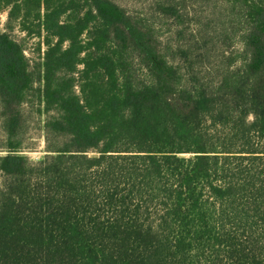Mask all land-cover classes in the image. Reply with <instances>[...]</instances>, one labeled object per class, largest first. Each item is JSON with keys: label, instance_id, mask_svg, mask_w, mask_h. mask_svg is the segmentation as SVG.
<instances>
[{"label": "trees", "instance_id": "16d2710c", "mask_svg": "<svg viewBox=\"0 0 264 264\" xmlns=\"http://www.w3.org/2000/svg\"><path fill=\"white\" fill-rule=\"evenodd\" d=\"M152 1L0 0L47 47L32 68L0 31V264H264V0H188L207 17L183 40L158 27L179 0Z\"/></svg>", "mask_w": 264, "mask_h": 264}, {"label": "rangeland", "instance_id": "374dc122", "mask_svg": "<svg viewBox=\"0 0 264 264\" xmlns=\"http://www.w3.org/2000/svg\"><path fill=\"white\" fill-rule=\"evenodd\" d=\"M116 3L121 6L127 8L133 14H143L146 16H150L153 13V1L152 0H114ZM179 0V5L181 12L183 14L182 22H173L162 21L160 24L158 23V27L163 36L167 38H179L176 36V31H185L186 35L191 34V32H195L197 30L198 23L196 20L200 16L204 19L207 17V12H205V8L196 5L195 3H191V1ZM7 21H8V12L1 11L0 12V31H9L11 32L13 38L20 42L24 46V50L27 58L30 60L31 67L34 68L39 62H41L42 57L47 49L45 46L44 38H39L36 35H29L28 32H24V26L21 25L20 20H14L11 24V29H7ZM26 27L30 29H34L36 26V22L32 19H29L26 24ZM184 38H179V40H183ZM234 40V39H233ZM240 44L234 43L231 48L225 47V49L219 50L221 56H223L222 66L227 67L229 65L239 66L241 62L240 57ZM213 61V58L210 62ZM207 67L210 68L212 65L207 63ZM199 77H202L206 74V71L201 70L198 66ZM143 79V71L140 69L138 71V75ZM215 75V74H214ZM212 76V75H211ZM213 77V76H212ZM40 85L35 83L32 88L28 91L26 96V103L24 105V113L29 118L30 126H31V135H30V143L28 149L25 151V155L32 162L41 161L46 155V143L44 139V134L41 130V126L44 125L46 120L54 116L53 112L45 111V104L42 102L39 94ZM250 120H252L250 118Z\"/></svg>", "mask_w": 264, "mask_h": 264}]
</instances>
